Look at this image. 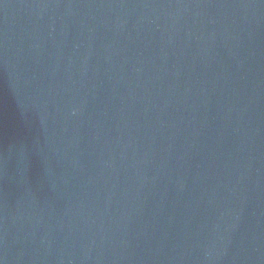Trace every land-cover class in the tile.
Here are the masks:
<instances>
[{
    "label": "water",
    "instance_id": "95a60500",
    "mask_svg": "<svg viewBox=\"0 0 264 264\" xmlns=\"http://www.w3.org/2000/svg\"><path fill=\"white\" fill-rule=\"evenodd\" d=\"M0 264H264V0H0Z\"/></svg>",
    "mask_w": 264,
    "mask_h": 264
}]
</instances>
